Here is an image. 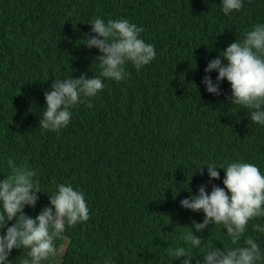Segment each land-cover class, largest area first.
Here are the masks:
<instances>
[{"label":"trees","instance_id":"16d2710c","mask_svg":"<svg viewBox=\"0 0 264 264\" xmlns=\"http://www.w3.org/2000/svg\"><path fill=\"white\" fill-rule=\"evenodd\" d=\"M242 4L225 15L222 0H0V179L10 174L9 160L37 173L42 192L23 209L32 218L59 184L82 190L89 208L88 221L65 224L54 241L63 246L57 264H181L184 257L169 255L176 247L202 264L210 247L235 248L246 237L264 251V233L252 228L264 218L233 244L222 225L196 232L203 212L180 205L201 185L208 193L224 187L223 169L211 181L206 167L203 175L196 169L209 163H251L264 174V125L230 103L227 80L219 95L202 83L209 61L264 23V0ZM96 17L143 28L155 59L139 70L126 63L124 80L102 78L91 108L72 106L66 127L43 129L44 93L54 80L100 76V52L85 45ZM217 74L207 73L214 83ZM189 229L200 246L183 239ZM26 251L13 249L8 261L19 264ZM53 262L54 255L41 264Z\"/></svg>","mask_w":264,"mask_h":264},{"label":"clouds","instance_id":"9594fccd","mask_svg":"<svg viewBox=\"0 0 264 264\" xmlns=\"http://www.w3.org/2000/svg\"><path fill=\"white\" fill-rule=\"evenodd\" d=\"M243 7L242 0H222V11L228 15ZM91 32L85 41L88 48L99 50L95 60L101 69L100 76L85 78L69 77L54 80L44 93L45 108L39 126L46 130L66 127L71 119L69 108L83 103L91 108L90 98L95 97L104 87L102 78L122 81L127 73L125 64L130 62L139 70L155 59L154 45L140 38L143 28L127 19L108 20L94 18L90 23ZM222 53V54H221ZM220 53V57L207 63L206 75L202 79L205 89L213 95L220 94L219 83L227 80L231 86V104L240 105L250 112L251 121L264 125V23H257L252 30L243 33L241 40L231 43ZM216 71L214 83L207 73ZM10 174L0 179V264H12L8 256L13 249H26L19 264H41L55 254L54 241L65 228L90 219L89 208L82 190H74L71 184H59L56 191L48 195L49 206L32 218L27 216L25 206L35 207L37 193L42 192L37 173L26 166H17L8 161ZM207 168L209 180L219 179L217 168L224 170V187L212 185L211 192L201 185L198 194L180 201L181 207L193 212H203L202 223L193 221L196 232H202L209 224L222 225L233 244L244 236L249 222L264 218V174L251 163L226 162L217 166L209 163L196 168L203 175ZM190 191V189H189ZM12 222L10 227H6ZM254 231L264 233V226L253 224ZM183 239L193 247L202 244V238L189 231ZM172 258L184 259L181 264H190L193 255L184 247L169 251ZM104 264H112L111 258ZM197 264H200L197 261ZM202 264H264V251L252 238L246 237L241 246L235 248L210 247L203 253Z\"/></svg>","mask_w":264,"mask_h":264},{"label":"rangeland","instance_id":"374dc122","mask_svg":"<svg viewBox=\"0 0 264 264\" xmlns=\"http://www.w3.org/2000/svg\"><path fill=\"white\" fill-rule=\"evenodd\" d=\"M63 249V246L59 247L54 254V264H57V262L59 261V254L61 253V250Z\"/></svg>","mask_w":264,"mask_h":264}]
</instances>
